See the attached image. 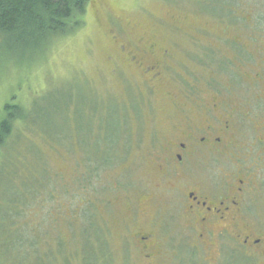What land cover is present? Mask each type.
Wrapping results in <instances>:
<instances>
[{"label": "rangeland", "instance_id": "rangeland-1", "mask_svg": "<svg viewBox=\"0 0 264 264\" xmlns=\"http://www.w3.org/2000/svg\"><path fill=\"white\" fill-rule=\"evenodd\" d=\"M224 3L235 7L239 33L264 39V0H90L83 25L44 52L0 54V106L13 98L24 113L17 143L1 159L0 264H264L229 236L204 243L182 194L166 189L177 182L156 171L175 122L172 97L217 48L201 40L220 43L210 34L226 22L216 12ZM152 41L172 54L158 95L137 68L111 58L129 44L153 62ZM197 86L200 102L208 91ZM228 170L197 156L180 184H212ZM251 205L249 219L263 227L264 198ZM144 231L159 244L152 262L134 237Z\"/></svg>", "mask_w": 264, "mask_h": 264}, {"label": "flooded vegetation", "instance_id": "flooded-vegetation-1", "mask_svg": "<svg viewBox=\"0 0 264 264\" xmlns=\"http://www.w3.org/2000/svg\"><path fill=\"white\" fill-rule=\"evenodd\" d=\"M224 6L223 11L216 12L227 16L226 22L210 34L220 43L209 37L201 40L207 47L217 48H209L203 60L196 61L195 72H191L194 80L187 83L188 88L181 95L172 97L175 122L166 131L156 171L161 179L179 182L171 185L168 181L166 189L171 192L178 189L182 194L189 227L198 229L204 243L213 245L218 238L229 236L245 252L257 251L264 256V226L257 222L258 227L256 221L249 219L253 198L258 195L264 198V39L253 33L245 36L239 33L241 25L233 15L235 7L226 3ZM244 21L248 22L247 18ZM128 45L125 54L108 58L137 68L157 94L158 84L163 82L162 68L172 54L167 48L160 50L152 41L146 47L148 54L156 58L146 62L136 48ZM116 49L117 53L124 51L120 45ZM217 52L221 60L212 59ZM204 65L210 67L203 74L198 69ZM198 82L208 91L200 102L193 99L198 94ZM246 124L252 127L251 137L247 136ZM197 156L224 162L229 170L212 184L205 181L180 184L186 167ZM134 237L143 256L152 262L159 254L154 233L138 232Z\"/></svg>", "mask_w": 264, "mask_h": 264}, {"label": "trees", "instance_id": "trees-1", "mask_svg": "<svg viewBox=\"0 0 264 264\" xmlns=\"http://www.w3.org/2000/svg\"><path fill=\"white\" fill-rule=\"evenodd\" d=\"M89 2L0 0V54L32 57L44 52L52 42L73 34L83 25ZM23 117L21 105L13 98L0 106V168L3 156L17 143ZM110 142L112 146L114 142Z\"/></svg>", "mask_w": 264, "mask_h": 264}]
</instances>
